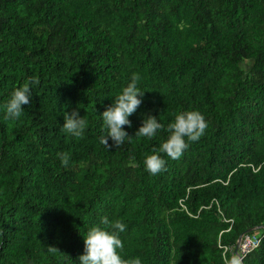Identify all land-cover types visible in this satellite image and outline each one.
Returning <instances> with one entry per match:
<instances>
[{"label":"trees","instance_id":"16d2710c","mask_svg":"<svg viewBox=\"0 0 264 264\" xmlns=\"http://www.w3.org/2000/svg\"><path fill=\"white\" fill-rule=\"evenodd\" d=\"M133 73L145 93L130 138L106 149L101 115ZM193 110L205 134L149 174L169 133L135 136L143 120L167 128ZM73 111L82 138L62 130ZM104 216L126 225L121 257L142 264H225L219 246L229 260L264 226V0H0V264H80ZM242 264H264V237Z\"/></svg>","mask_w":264,"mask_h":264},{"label":"clouds","instance_id":"9594fccd","mask_svg":"<svg viewBox=\"0 0 264 264\" xmlns=\"http://www.w3.org/2000/svg\"><path fill=\"white\" fill-rule=\"evenodd\" d=\"M140 80V74L133 73L131 82L114 98V104L101 115L106 135L100 136L99 142L106 149L119 148L127 138H130L124 130V126L131 127L129 117L137 111L142 103L145 91H141L138 87ZM36 84H39V78L32 77L25 81L22 87L16 88L11 93L8 103L5 105L6 119H19L21 117L22 106L28 105L31 100V86ZM207 127L208 123L205 117L195 110L175 114L174 121L169 123L167 128L158 122L155 116H148L147 119L143 120L142 126L139 127L135 136L152 139L160 130L167 131L169 136L162 142L158 152H154L145 158V169L151 175H157L164 171L166 161L160 154H165L173 160L179 159L189 147V142L198 141L205 134ZM86 128L87 121L79 115L78 111L67 113L64 116L62 125L64 132L82 138ZM109 138L112 144H109ZM57 156L62 166L67 167L69 165L70 156L68 153L60 152L57 153ZM100 223L104 227H92L84 236V254L79 257L80 264H142L138 257L126 260L120 255L124 249V244L119 233L126 231L124 223L120 220L110 221L107 216L102 217ZM57 250L55 247H49V251L55 252ZM231 264H242V260L239 257H234Z\"/></svg>","mask_w":264,"mask_h":264},{"label":"built area","instance_id":"2783aa9c","mask_svg":"<svg viewBox=\"0 0 264 264\" xmlns=\"http://www.w3.org/2000/svg\"><path fill=\"white\" fill-rule=\"evenodd\" d=\"M224 222H228L230 225L232 223L231 220H224ZM228 230H226V232ZM263 237L264 226L255 228L249 233L242 234L237 243L235 244L234 251L229 256V260L228 258H225V255H228L230 250L226 247L219 246V248L222 249V258L224 263L231 264V261L234 257H239L242 260L248 253H250L259 246Z\"/></svg>","mask_w":264,"mask_h":264},{"label":"rangeland","instance_id":"374dc122","mask_svg":"<svg viewBox=\"0 0 264 264\" xmlns=\"http://www.w3.org/2000/svg\"><path fill=\"white\" fill-rule=\"evenodd\" d=\"M249 65H242L241 68L247 69Z\"/></svg>","mask_w":264,"mask_h":264},{"label":"water","instance_id":"95a60500","mask_svg":"<svg viewBox=\"0 0 264 264\" xmlns=\"http://www.w3.org/2000/svg\"><path fill=\"white\" fill-rule=\"evenodd\" d=\"M250 232V230H247L246 233ZM240 236L238 237L237 241L239 240Z\"/></svg>","mask_w":264,"mask_h":264}]
</instances>
